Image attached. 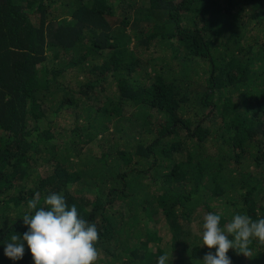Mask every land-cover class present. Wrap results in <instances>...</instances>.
<instances>
[{
  "label": "trees",
  "instance_id": "1",
  "mask_svg": "<svg viewBox=\"0 0 264 264\" xmlns=\"http://www.w3.org/2000/svg\"><path fill=\"white\" fill-rule=\"evenodd\" d=\"M52 193L95 264H201L206 214L264 217V0H0V264Z\"/></svg>",
  "mask_w": 264,
  "mask_h": 264
},
{
  "label": "clouds",
  "instance_id": "2",
  "mask_svg": "<svg viewBox=\"0 0 264 264\" xmlns=\"http://www.w3.org/2000/svg\"><path fill=\"white\" fill-rule=\"evenodd\" d=\"M33 198L28 207L32 214L22 217L26 231L12 235L3 245V255L15 262L23 259L26 249L32 264H95V247L99 233L94 223L82 219L76 205H69L59 193L47 195L44 205ZM220 215L209 212L203 218L202 246L209 251L201 264H232L230 249L250 255L253 241L264 244V217L253 220L246 214L233 215L223 228ZM168 256L158 257L156 264H167Z\"/></svg>",
  "mask_w": 264,
  "mask_h": 264
},
{
  "label": "rangeland",
  "instance_id": "3",
  "mask_svg": "<svg viewBox=\"0 0 264 264\" xmlns=\"http://www.w3.org/2000/svg\"><path fill=\"white\" fill-rule=\"evenodd\" d=\"M149 69L148 71H150ZM60 124L63 125L65 129H69L74 125L73 118L69 115V113H66L64 117H62V120L60 121ZM64 132V131H63ZM163 245H165V241H168L169 239V234L167 233L166 230L163 231ZM16 263V262H15Z\"/></svg>",
  "mask_w": 264,
  "mask_h": 264
}]
</instances>
